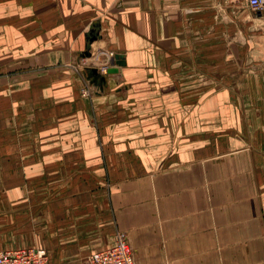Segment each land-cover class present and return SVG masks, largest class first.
Wrapping results in <instances>:
<instances>
[{
    "label": "crops",
    "instance_id": "0c3cea01",
    "mask_svg": "<svg viewBox=\"0 0 264 264\" xmlns=\"http://www.w3.org/2000/svg\"><path fill=\"white\" fill-rule=\"evenodd\" d=\"M110 51L126 65L115 60L119 73L84 97L72 64ZM6 79L0 143L30 111L29 160L46 178L31 205L46 212H32L29 233L0 228V249L74 264L122 230L137 264H264V137L253 131L264 128V12L247 0H0Z\"/></svg>",
    "mask_w": 264,
    "mask_h": 264
},
{
    "label": "rangeland",
    "instance_id": "374dc122",
    "mask_svg": "<svg viewBox=\"0 0 264 264\" xmlns=\"http://www.w3.org/2000/svg\"><path fill=\"white\" fill-rule=\"evenodd\" d=\"M89 57H90V53L83 54L82 56H80L77 62L72 64V66L73 67L75 66L76 68H78L80 72H83L85 70L83 69L82 71L83 63L87 62L89 60L87 58ZM106 57H107L106 60H104L103 62H106L108 60L109 54ZM23 67H24L23 70H30V68L27 69L28 67L26 66ZM4 76L8 77L9 80H11V77H13L11 76L10 72L4 73ZM7 80L8 79H6V81H1L0 86H3L4 84L8 83ZM199 82L204 83L205 86L207 84H213V83H209V80H207L205 77L203 78V81H199ZM197 99L201 103V99H202L201 96H199ZM231 102H233L234 104L242 105L243 100L242 98L232 97ZM212 104L219 108V106L223 104V97H215ZM26 107H29V105ZM29 113L30 111H27L25 112V114L23 113L24 116L23 114H19L18 119L15 116L13 119H10L9 122L7 121L8 130L10 129V132H8L6 138L7 145L4 143V138L2 139L3 144L0 143V219L5 220L4 222H1V224L4 225L1 226L0 228L5 229L4 233L7 232L8 234L14 231L23 234L27 232L29 233L30 229L36 226L35 224H33L32 226L29 224V221L31 220L30 217L32 212H34V215L37 216L39 215V213H44L45 211L44 206L43 207L40 206L39 209L38 208L33 209L32 207L34 205H31V201H32L31 198L35 197V195L37 194L35 190L31 192L32 188H34L35 185H46V178L45 176L43 178H40L39 174L37 173L39 171V166L40 167L42 166V162L29 160L30 159L29 154L31 152V148L33 147L29 143V140L31 138L30 122L32 120V116ZM233 115L234 114L231 111L232 118L236 122H238L237 120L239 119L234 117ZM15 124L17 125V129L20 131L19 137H21L22 135L21 144L16 143V139L19 137H16L14 131L16 126ZM253 131L257 132L259 137L261 136L264 137V128L263 129L259 128L257 130H254L253 128ZM261 147H264V145H262ZM263 168H264V162H263ZM41 190L42 191L40 192H43L44 189ZM38 195H39V200H43L46 196L45 193H38ZM9 196L13 197V199H11L12 202L8 201L7 198ZM43 220L44 219H41V221ZM43 224L44 223H39L38 225L45 227V224L44 225ZM10 240L11 239L6 241L7 243L6 245L13 244ZM21 245H26V243L21 242ZM84 262L85 259L78 261L77 263L74 264H84Z\"/></svg>",
    "mask_w": 264,
    "mask_h": 264
},
{
    "label": "built area",
    "instance_id": "2783aa9c",
    "mask_svg": "<svg viewBox=\"0 0 264 264\" xmlns=\"http://www.w3.org/2000/svg\"><path fill=\"white\" fill-rule=\"evenodd\" d=\"M249 6L259 12H264V0H247ZM109 58L106 62L99 63L98 66L83 63V69L97 68L100 74L107 76L108 69L114 66L115 52H108ZM107 54V55H108ZM108 63V64H106ZM72 72L81 75L78 68L72 66ZM86 87L82 89L84 97H90V87L86 80ZM53 258L50 251L46 248L37 246H19L9 249H0V264H53ZM84 264H137L133 249L129 243L127 232L119 230L115 234L113 243L98 251L92 252L85 258Z\"/></svg>",
    "mask_w": 264,
    "mask_h": 264
},
{
    "label": "water",
    "instance_id": "95a60500",
    "mask_svg": "<svg viewBox=\"0 0 264 264\" xmlns=\"http://www.w3.org/2000/svg\"><path fill=\"white\" fill-rule=\"evenodd\" d=\"M97 39V36H92L91 37V41H94ZM115 60H116V64L118 66H125L126 65V61L124 60V56L123 54H118L115 56ZM88 69L83 71V75L86 78V80L88 81L89 87H90V93H91V97L94 99L98 93L100 94L101 91H99L98 87H97V78L98 76H101V80L102 82H107V77L104 75H100L98 69L94 68L91 70V72L93 74H95V79H91L89 78L86 74L85 71L87 72ZM120 69L116 66H112L111 68L108 69V74L112 75V74H117L119 73Z\"/></svg>",
    "mask_w": 264,
    "mask_h": 264
},
{
    "label": "bare ground",
    "instance_id": "6f19581e",
    "mask_svg": "<svg viewBox=\"0 0 264 264\" xmlns=\"http://www.w3.org/2000/svg\"><path fill=\"white\" fill-rule=\"evenodd\" d=\"M88 70H92V69H94V68H87ZM97 69V68H96ZM92 74V73H91ZM99 74H100V72H99ZM93 76H95V74H92ZM91 75V76H92ZM100 75H102V74H100ZM96 77V76H95ZM94 78V77H93ZM97 78V80L99 79V80H101V76H98V77H96Z\"/></svg>",
    "mask_w": 264,
    "mask_h": 264
}]
</instances>
